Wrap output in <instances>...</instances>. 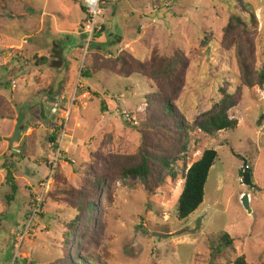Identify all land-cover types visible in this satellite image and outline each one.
I'll return each mask as SVG.
<instances>
[{
  "label": "rangeland",
  "instance_id": "rangeland-1",
  "mask_svg": "<svg viewBox=\"0 0 264 264\" xmlns=\"http://www.w3.org/2000/svg\"><path fill=\"white\" fill-rule=\"evenodd\" d=\"M243 3L257 17L252 37L260 67L264 0H129L120 15L113 16L108 9L110 27L104 26L88 50L85 33L83 47L72 42L67 48V53L81 51L61 76L63 83L71 81V91L76 88L78 93L87 90L81 85L96 91L75 95L79 104L69 110L66 100L51 104L48 91L59 75L44 58L40 63L30 55L34 50L48 51L46 42L63 40L57 31L63 22L47 27L52 17L43 16V0H0V264H55L79 245L101 264H233L240 255L248 264H264V86L240 85L236 47L221 45L231 14L247 16ZM81 5L84 9V0ZM109 5L104 0L103 8ZM140 28L148 31L149 52H134ZM117 44L121 47L114 51ZM125 52L161 59V65L156 61L161 68L156 78L139 73L122 78L89 66L93 53L113 58ZM82 69L86 76H81ZM180 75L185 81L175 103L179 120L192 124L222 100L226 88L239 100L230 110L238 127L213 137L190 131L185 150L175 131L168 138L157 128L144 139L143 124L125 119L124 111L139 120L140 106L148 94L159 91L158 82L166 90ZM54 133L57 140L51 142ZM145 145L151 156L186 153L187 167L204 150L218 151L204 201L187 219L179 220L177 214L186 161L164 167L154 159L155 170L146 179L121 174L140 161ZM58 148L59 164L50 176L49 164ZM246 166L251 169L249 184L244 182ZM104 174L109 179L96 202L92 226L86 227L83 219L70 230L78 212L74 203L54 202L47 196L20 239L36 197L42 195L43 201L67 182L91 201L92 179ZM244 194L250 195L252 212L243 204ZM226 234L235 239L233 247L222 243ZM220 249L227 252L219 256Z\"/></svg>",
  "mask_w": 264,
  "mask_h": 264
},
{
  "label": "trees",
  "instance_id": "trees-1",
  "mask_svg": "<svg viewBox=\"0 0 264 264\" xmlns=\"http://www.w3.org/2000/svg\"><path fill=\"white\" fill-rule=\"evenodd\" d=\"M243 8L246 12L244 14H247V16L244 17L240 14H231L224 27V35L221 45L223 48L236 47L235 57L239 66L240 85L263 87L264 62L260 67H257L256 44L252 37V28L255 25H258L257 17L255 12L248 9L245 3H243ZM103 31L104 27L96 32L95 37H100ZM154 52L156 53V50ZM94 54L95 53L91 55L92 60L89 64L94 72L107 70L113 74L121 76L122 78H129L134 74L139 73L148 78H156L157 71L161 69L159 67V65H161V59L157 58L147 60L141 59L128 52L113 58L104 57L101 53ZM179 70L185 71V68H180ZM81 74V76H86L84 69H82ZM184 81L185 75H180L176 82L172 81L169 83L166 90L161 88V83L158 82L159 91L148 94L146 102L141 104L138 114L139 120H137L143 124L142 132L144 134V139H146L145 135L147 136L148 133L152 130L155 131L157 128H159L168 138H171V133L175 131L179 140L182 142L181 149L185 150L187 149L186 142L189 140L190 131H198L202 134L213 137L220 131L233 130L238 127L239 120L230 116V110L238 105L239 100L226 88H222V100L216 103L210 110L201 113L192 124L179 120L178 117L181 115L175 107V103L178 101L179 93ZM56 131L58 132L59 129L56 128ZM56 140L57 137L54 133L50 137V141L56 142ZM148 148L149 145H145L142 148L143 155H141L140 161L122 169L121 174L124 176H140L143 177V179H146L148 176H151L155 170L154 159H157V161L164 167H171L173 163H177L179 160H187L186 153L175 156H169L167 154L161 156L153 154L151 156L148 154ZM218 156V151L210 148L204 150L201 156L195 160L190 167H187L186 161V167L182 170V177L184 178L183 189L177 201V214L179 220L187 219L203 203L205 198V186ZM246 167L245 173H250L251 169L248 166ZM169 173L174 177L176 175L172 168ZM108 176V174H104L92 179L91 189L94 192V197L91 201H88L87 196L83 191L76 190L72 185L64 182L61 183L55 191L47 193L42 201V206H44L47 196L54 202L62 201L68 204L74 203V206L72 207L78 212L72 222L68 225L69 229L76 230V227L83 219L86 227H90L96 221V215L94 213L96 202H99L100 191L103 186L107 184L109 179ZM76 196L79 197L78 202L73 201V198ZM83 211H86L84 216L82 214ZM77 234L80 236L79 233ZM71 236V234H68V237ZM221 241L226 248L228 246L233 247L235 239L229 234H226L222 236ZM219 252V256H222V254L227 251L220 249ZM96 259L97 260L94 259V256L91 253H87V251L79 245L75 248L74 252H68L63 259L55 262V264H101L100 262L102 261L98 258ZM233 264L248 263L246 257L240 255L234 259Z\"/></svg>",
  "mask_w": 264,
  "mask_h": 264
},
{
  "label": "crops",
  "instance_id": "crops-1",
  "mask_svg": "<svg viewBox=\"0 0 264 264\" xmlns=\"http://www.w3.org/2000/svg\"><path fill=\"white\" fill-rule=\"evenodd\" d=\"M39 1H42V0H39ZM82 1L83 0H43L44 5L41 6V9L43 10V16L52 17V18H48L49 21L47 23V27L50 25V23H53L56 27H58L60 22H63L62 29L58 30L57 28V31L59 33L62 32L64 39L61 40L57 38L53 42H46L47 43L46 49H48V51L43 50V49L39 51L34 50L30 54L32 58L34 56L38 57L37 59L41 60L40 63L42 62V59L44 58L45 63L49 64L50 67L54 68L57 75H59V77H57L58 82L55 85L52 84L51 90L48 91V93L53 95V98H52L53 102H51V104H57L63 100H66L69 110H72V108L76 104L77 105L79 104L78 102L77 103L75 102L76 101L75 95L79 94V96H81V93L83 92L80 91V93H78L76 88L73 91H71V89L73 88V84L71 83V81L68 84L63 83L62 78L64 79V77H61V76H63V73H66L67 71L66 69L71 64H73V61H75V59H77L75 55L77 54V51L79 54L81 51L79 49L83 47V42H84L83 24L86 18V12H85V7L83 9L81 5ZM109 1H110V5L109 7L108 6L105 7V13L100 20L102 27L105 26L107 29L110 27L108 25L109 22L106 18L108 9L111 11L113 16L120 15L125 10L127 11L125 2H129V0H126V1L125 0H109ZM138 14L139 16H141V12H139ZM132 15L135 16L136 13L133 12ZM45 17L42 18L43 22L46 21ZM141 25H144V24H141ZM148 37L149 35H148L147 29L140 28V30H138L136 34V40H135V42L138 44L137 46H133L134 52H136L137 50H141L143 52L150 51L151 44L148 43ZM72 42H74L73 44H75V47L79 49L76 51L71 50L69 53H67V48L70 46V43ZM120 47H121V44L119 45L117 44L115 45V47H113V50L116 51ZM30 69L33 70L34 67H31ZM26 71L27 69L24 71V73ZM81 86L84 87V89L85 88L87 89L84 91L83 95L89 94L90 91H92V93L96 92V91L93 92L94 90L92 89L91 86H86V85H81ZM73 96L74 98H72ZM55 98L57 99V101H54ZM41 100H40V103H41ZM106 102L108 101L106 100ZM63 108L65 109V106H63ZM63 108H61L62 109L61 111L64 110Z\"/></svg>",
  "mask_w": 264,
  "mask_h": 264
},
{
  "label": "built area",
  "instance_id": "built-area-1",
  "mask_svg": "<svg viewBox=\"0 0 264 264\" xmlns=\"http://www.w3.org/2000/svg\"><path fill=\"white\" fill-rule=\"evenodd\" d=\"M103 2L104 0H84L87 17L84 23L83 30L86 36L87 50L92 42V39L95 37L96 32L103 28L100 22L101 18L105 13V9L103 8ZM124 117L130 122L138 124V120L136 116L131 114L130 112L124 111ZM63 134H66V130L63 132ZM55 155L56 157H54L49 164L50 176L54 174V171L57 168V165L59 164V158L61 156V148H58L55 151ZM41 211H42V195L36 197V199L33 202V205L31 206L28 224L26 225V227L22 229L23 232L22 231L21 233L19 232L21 240H23V237H25L27 230L30 229L31 223L33 222L37 214H39Z\"/></svg>",
  "mask_w": 264,
  "mask_h": 264
},
{
  "label": "water",
  "instance_id": "water-1",
  "mask_svg": "<svg viewBox=\"0 0 264 264\" xmlns=\"http://www.w3.org/2000/svg\"><path fill=\"white\" fill-rule=\"evenodd\" d=\"M244 182L249 184L250 183V175L249 173L244 174ZM243 204L246 209L249 210V212H252L251 206H250V195L249 194H244L242 197Z\"/></svg>",
  "mask_w": 264,
  "mask_h": 264
}]
</instances>
